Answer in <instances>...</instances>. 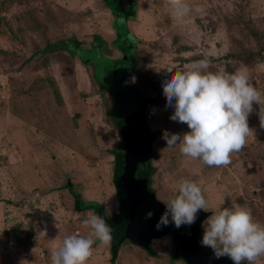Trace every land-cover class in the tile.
<instances>
[{
	"label": "rangeland",
	"instance_id": "obj_1",
	"mask_svg": "<svg viewBox=\"0 0 264 264\" xmlns=\"http://www.w3.org/2000/svg\"><path fill=\"white\" fill-rule=\"evenodd\" d=\"M119 3L106 0L113 16L103 0H0V264H51V251L65 236L87 235L81 221L90 212L73 210L69 184L85 202L118 208L112 151L122 136L111 115L114 99L94 78L122 93L114 104L117 121L143 115L139 94L156 100L146 113L151 130L160 133L151 157L160 201L165 204L187 179L202 188L207 212L234 204L264 224V128L255 112L249 116L252 134L227 167L186 157L179 145L167 148L162 139L164 130L190 131L170 120L174 109L166 108L162 88L168 72L207 57V71L244 72L264 93V0H189L203 12L183 26L173 21L165 0H139L134 21H126ZM117 34L136 43L128 52L133 71L124 80L129 64L114 62L122 58L121 42L109 44ZM95 37L103 40V56ZM70 38L82 42L76 57L44 53ZM97 248L88 264H111V251L109 257ZM151 249L156 256L127 242L114 264L185 263L172 259L171 235L154 240Z\"/></svg>",
	"mask_w": 264,
	"mask_h": 264
},
{
	"label": "clouds",
	"instance_id": "obj_2",
	"mask_svg": "<svg viewBox=\"0 0 264 264\" xmlns=\"http://www.w3.org/2000/svg\"><path fill=\"white\" fill-rule=\"evenodd\" d=\"M165 3L173 21L181 26L188 23L193 13L203 12L189 0H165ZM210 63L205 57L186 65L183 71L168 72L170 79L162 82V88L166 108L174 109L170 120L186 124L190 131L181 134L164 130L162 139L167 148L179 145L186 157L198 159L207 166L227 167L231 154L242 150L252 134L249 116L255 112L260 127L264 128V93L246 73H213L207 71ZM131 79L135 83L136 77ZM254 104L259 106L258 111ZM165 206L155 224L157 231L170 224L177 229L191 226L200 210L209 211L202 188L187 179L179 184L178 193ZM212 213L202 222L200 243L212 249L214 259L227 256L233 264L244 261L256 264L264 257V224L256 221L250 210L232 204ZM112 215L111 205L104 208L103 215L86 214L81 223L88 230L87 235L65 236L60 246L51 251V264H88L94 244L105 247L112 241V229L107 223Z\"/></svg>",
	"mask_w": 264,
	"mask_h": 264
},
{
	"label": "water",
	"instance_id": "obj_3",
	"mask_svg": "<svg viewBox=\"0 0 264 264\" xmlns=\"http://www.w3.org/2000/svg\"><path fill=\"white\" fill-rule=\"evenodd\" d=\"M103 46L104 43L96 45L101 54ZM124 55L116 65L130 64L133 54L125 52ZM128 67H124L126 71L121 79L126 76ZM147 126V122L138 120L130 127L133 130L129 128L130 131L126 134L128 139L126 161L118 184L115 185L121 203V215L115 223L116 245L121 248L129 242L148 251L154 240L172 234L179 255L186 264H233L227 256L214 259L212 249L203 247L200 243L202 222L212 212L200 210L196 222L191 226L184 225L177 229L170 224L160 231L155 229V224L166 206L149 187L148 176L137 177L139 165L146 164L151 157L153 138L148 133ZM71 186L68 185V190L73 195Z\"/></svg>",
	"mask_w": 264,
	"mask_h": 264
},
{
	"label": "trees",
	"instance_id": "obj_4",
	"mask_svg": "<svg viewBox=\"0 0 264 264\" xmlns=\"http://www.w3.org/2000/svg\"><path fill=\"white\" fill-rule=\"evenodd\" d=\"M103 1L105 3V6H106L107 5L106 0H103ZM138 1L139 0H120L119 4H120V8L122 9V15H124V17L126 18V21H130V19H132V21H134L136 14H137ZM125 4L129 5V7H130L128 11L124 8ZM108 10L111 12V10L109 8H108ZM118 13H119V11L117 12V14ZM111 14H113V13L111 12ZM113 16H114V14H113ZM113 30H115V27H113ZM117 36H118L117 37L118 41L115 43V45H117L118 42L120 41L122 43V44L120 43V48H121V46L123 47V43L124 44L126 43V41H125L126 38L124 40V38L122 36H120L119 34H117ZM94 42H95V45H93V44L92 45L95 47L97 44L103 43V40L100 37H97V38L95 37ZM56 46H58V47H55L56 49H53V46L49 44L47 46V49H45L44 53H47V52L51 53L55 50H61V51H67L70 53V55L76 57L77 53L75 52V49L80 50V48H82V42L79 41L77 38H70L67 40L60 41ZM124 46H125L124 48H127L126 52H129L131 48L133 51H135V49H136V43L134 41L127 42ZM91 48H92V46L90 44V47L86 48V49L89 50ZM101 55L103 56V54H101ZM133 62H134V60L132 57L130 59L128 72H127L126 76L124 78H122L121 80L126 79L128 77L127 75L133 71V67H134ZM82 63L87 65V66H90V63L88 62V60L86 58H82ZM94 79H95L96 83L99 85L100 90L103 91L104 93L111 94L113 99H114L112 102L111 115H112L115 127L117 128V130L120 132V134L122 136L120 145L115 150L112 151V154L115 157L114 175H113V182H114V186H115L118 184V178L124 170V165H125V161H126V155H127V145L126 144H127V140H128L126 134L128 133V131H130V129H132L130 127L133 126L138 120L147 122L148 133L153 138V142H152V146H151V153H150V155L152 157L153 144L156 141V139L158 138L160 133L157 131L154 132L151 130V128L149 126V122L147 120V113L146 112H147V106L149 104L155 102L156 100L153 99L152 97H146L144 95L139 94L137 97L139 98L141 105H143V107H144L143 108L144 109L143 115L131 118V119L124 121V122L122 120L117 121V115H116V112L114 109V104L116 103L117 99H119V97H121L122 93L117 92V91H113V90L111 91V89H109V87L107 85H105L104 82H101V80H99V78L98 79L94 78ZM153 175H154V167L152 166L150 159L146 164H144L138 168L137 177L148 176L149 181H150L149 187L151 188V190L153 192H155L152 188V177H153ZM71 189L73 191V195H72L73 199H74L73 210L75 212H77V213L90 212V213H94V214H98V215H103L104 208H105L104 204H101L97 201L85 202L79 193L74 191L73 188H71ZM115 189H116V186H115ZM116 193H117V190H116ZM117 196H118V194H117ZM118 199H119V197H118ZM120 204L121 203L119 200L118 210L115 213H113V215L110 219L107 220V223L109 224V226L112 229V241L110 243V245H111L110 251H111V256H112L111 257V264H114V262L117 260L119 250H120V247L116 245V230H115L116 220L121 215ZM173 242H175V241H173ZM147 252L151 256H156L155 252L152 249L148 250ZM177 259L178 260L180 259L182 261V258L180 257L179 252H178V248L175 247V250L173 252V260H177Z\"/></svg>",
	"mask_w": 264,
	"mask_h": 264
},
{
	"label": "crops",
	"instance_id": "obj_5",
	"mask_svg": "<svg viewBox=\"0 0 264 264\" xmlns=\"http://www.w3.org/2000/svg\"><path fill=\"white\" fill-rule=\"evenodd\" d=\"M128 23H129V22H128ZM112 34H113V33H112ZM114 35H115V34H114ZM111 39H114V37L111 38ZM108 41H111V40L109 39ZM117 41H118V40H117V38L115 37V39L112 40V41L109 43L110 46H112L113 44H115ZM125 41H126V43H127V42H132V40H130V39H128V38H127ZM126 43H125V44H126ZM125 44L123 43V47L121 46V51L123 52V54L120 52L119 54H120L121 56H119V57H122V55H124V53L127 51V50H126L127 48H124V47H125V46H124ZM123 48H124V49H123ZM119 59H120V58H116V59H114V62L117 63V62L119 61ZM117 210H118V208H117L116 210H114L113 213H115ZM103 249L107 252V254H108L109 257H110V249H111V245H110V247H109V246H105V247H98V248H97V250H103Z\"/></svg>",
	"mask_w": 264,
	"mask_h": 264
},
{
	"label": "flooded vegetation",
	"instance_id": "obj_6",
	"mask_svg": "<svg viewBox=\"0 0 264 264\" xmlns=\"http://www.w3.org/2000/svg\"><path fill=\"white\" fill-rule=\"evenodd\" d=\"M147 120H148V116H147ZM150 160H151V158H150ZM142 165H144V164H140L139 167L142 166ZM118 208H119V204H118ZM171 236H172V234H171ZM172 239H173V236H172ZM173 241H174V239H173ZM175 245H176V243L173 242V252H174V250H175V247L177 248V245H176V246H175ZM138 247H139V246H138ZM140 248H141V247H140ZM172 256H173V255H172ZM172 259H173V258H172ZM177 260H178V259H177ZM178 261H180V262H185V261H183V260L181 261L180 259H179ZM183 264H185V263H183Z\"/></svg>",
	"mask_w": 264,
	"mask_h": 264
}]
</instances>
